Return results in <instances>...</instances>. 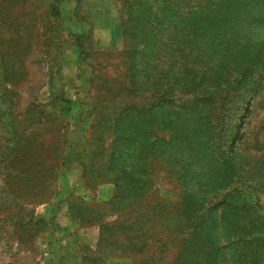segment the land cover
<instances>
[{"label": "rangeland", "instance_id": "obj_1", "mask_svg": "<svg viewBox=\"0 0 264 264\" xmlns=\"http://www.w3.org/2000/svg\"><path fill=\"white\" fill-rule=\"evenodd\" d=\"M127 1L0 0V264H264V0H194L160 30L135 0L165 43L142 55ZM215 36L255 42L247 82L221 90L195 52Z\"/></svg>", "mask_w": 264, "mask_h": 264}, {"label": "trees", "instance_id": "obj_2", "mask_svg": "<svg viewBox=\"0 0 264 264\" xmlns=\"http://www.w3.org/2000/svg\"><path fill=\"white\" fill-rule=\"evenodd\" d=\"M213 3H219L223 5V9L229 11L233 6H238L237 0H212ZM242 1V0H239ZM194 0H151V4L154 7L155 12L152 14L153 19L148 21L149 24H155L154 29L160 30L161 26L159 22H165L167 26L175 24L178 19H181L179 16L172 15L169 13H164L162 17L159 15V11H174L177 6L181 5H190L194 3ZM219 4V5H220ZM135 7V0H128L126 3V19L123 21L124 28L126 29V35L129 37L131 42V53L143 54L147 43H153V49L155 53L165 44L161 38L154 40L152 38L147 39L146 32L139 28V15H137ZM153 9V10H154ZM236 10L233 11V14ZM179 24V22H178ZM153 27V26H150ZM149 29V28H148ZM229 24L225 23L221 26L213 25L212 28L208 31L210 34L215 33L216 31L219 34H226L227 31H234ZM174 30V29H173ZM152 34V31H150ZM178 41L171 40L169 41L170 46H177ZM255 42H242L237 39H228V36H215V39H211L207 42L204 39H198L195 52L197 55L208 54L207 64L211 73L222 72L225 74V81L223 82V89H228L233 86L235 82L239 80L248 81L252 74L256 72L262 63V59L259 58V53L254 52ZM180 45H183L182 43ZM264 60V59H263ZM264 69V65L262 66ZM211 83H214V78L210 80ZM241 124L236 126L235 136L237 137L240 134Z\"/></svg>", "mask_w": 264, "mask_h": 264}, {"label": "crops", "instance_id": "obj_3", "mask_svg": "<svg viewBox=\"0 0 264 264\" xmlns=\"http://www.w3.org/2000/svg\"><path fill=\"white\" fill-rule=\"evenodd\" d=\"M70 247H68L66 250H61L60 256H66V257H73V255L76 253L81 254L82 247L77 245L76 243H73V245L70 243ZM74 253V254H73ZM101 258H98V260L92 262L93 264H133L132 261H129L128 256H114V257H105L100 256ZM63 258V257H62ZM75 259V258H72ZM82 257L81 255L76 257V260H70L68 264H82Z\"/></svg>", "mask_w": 264, "mask_h": 264}]
</instances>
